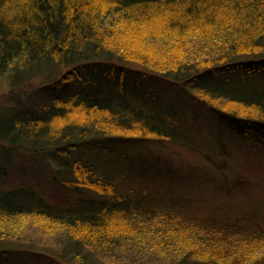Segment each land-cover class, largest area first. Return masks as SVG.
I'll use <instances>...</instances> for the list:
<instances>
[{
    "label": "trees",
    "instance_id": "1",
    "mask_svg": "<svg viewBox=\"0 0 264 264\" xmlns=\"http://www.w3.org/2000/svg\"><path fill=\"white\" fill-rule=\"evenodd\" d=\"M52 65L50 99L0 118V139L48 152L56 182L101 196L61 208L30 187L0 189V240L20 245L1 238L34 222L68 241L39 243L58 264H264V206L207 205L175 182L122 193L70 156L103 139L98 152L126 161L139 140L194 147L201 124L189 110L264 146V0H0V78L22 86ZM69 83L78 87L66 94Z\"/></svg>",
    "mask_w": 264,
    "mask_h": 264
},
{
    "label": "rangeland",
    "instance_id": "2",
    "mask_svg": "<svg viewBox=\"0 0 264 264\" xmlns=\"http://www.w3.org/2000/svg\"><path fill=\"white\" fill-rule=\"evenodd\" d=\"M148 59H152V55ZM57 72L55 65L46 70H38L30 78L29 83L22 86L12 85L9 78L1 77L0 118L8 117L9 113H14L17 108L40 109L51 97L50 91L46 90L49 89L48 85H45L46 81L56 77ZM139 80L143 84L154 86L155 91L159 93L169 92L165 82L149 78ZM76 86L73 83L66 84L62 92L73 93ZM196 115L201 126L197 133L193 132V141L190 143L194 147L167 139L139 140L131 146L133 151L132 154H127L126 161L115 158L118 153L108 151L103 155L102 152H98V149H101L98 144L104 140L110 142L109 139H103L97 140L92 148L88 144L77 148L70 154L71 160L83 155L85 160L94 164L102 173L97 177L110 180L114 188L122 193L130 192L132 189L137 192L144 187L149 190L165 188V185L175 182L176 186L179 183L186 196L207 199V205L237 206L235 212L252 209L254 205L264 206V146H242L239 141L237 142V137H233L225 127L222 130H215L211 118H202L197 110L187 112L188 119L192 120ZM164 123L170 121L165 119ZM106 149H111V145ZM52 160L48 152L39 157L25 150L19 143L13 145L8 140L0 139V189L30 187L45 202L61 208L71 207L72 204L84 199L101 196L89 188L67 186L62 181L56 182L49 168ZM24 230L28 233L1 238L8 241L9 238H15V241L23 240L20 241V245L5 244L4 240H0L2 263L58 264L44 256L41 251L42 249L53 251L52 249L56 248L40 247L39 243L60 244L65 247L68 241L62 242L57 234L43 232L40 225L34 222ZM18 246L22 247L20 248L22 250L16 249L9 251L7 256L3 255V250ZM25 248H29L30 251H25ZM65 249L68 254L73 252L70 247ZM87 256L96 257L91 251ZM98 260L101 261L98 263H106L105 260L99 258Z\"/></svg>",
    "mask_w": 264,
    "mask_h": 264
}]
</instances>
